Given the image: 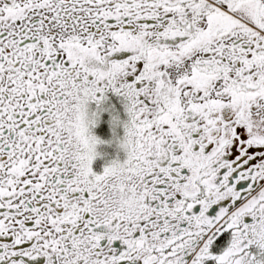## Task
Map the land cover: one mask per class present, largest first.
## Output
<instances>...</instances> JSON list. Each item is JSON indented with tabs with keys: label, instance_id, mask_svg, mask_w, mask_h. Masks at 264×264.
<instances>
[{
	"label": "snow or ice",
	"instance_id": "obj_1",
	"mask_svg": "<svg viewBox=\"0 0 264 264\" xmlns=\"http://www.w3.org/2000/svg\"><path fill=\"white\" fill-rule=\"evenodd\" d=\"M0 264H264V0H0Z\"/></svg>",
	"mask_w": 264,
	"mask_h": 264
}]
</instances>
